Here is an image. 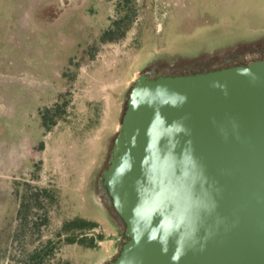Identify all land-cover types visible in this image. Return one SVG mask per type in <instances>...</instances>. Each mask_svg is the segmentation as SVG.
<instances>
[{"label": "rangeland", "instance_id": "1", "mask_svg": "<svg viewBox=\"0 0 264 264\" xmlns=\"http://www.w3.org/2000/svg\"><path fill=\"white\" fill-rule=\"evenodd\" d=\"M34 1L0 0V22L14 24ZM66 1L73 12L53 31L32 39L0 30V84L9 86L0 87V95L4 104L18 101L21 115L19 129L5 126L0 140V264H21L57 235L78 233H84L82 244L61 245L46 264L112 260L123 230L99 210L96 182L147 55L185 44L186 23L205 15L236 21L231 37L264 30V0H128L122 1L130 22L121 24L124 36L114 33L108 38L116 39L102 43L125 15L119 0ZM57 83L61 93L52 99ZM38 108L41 122L26 129V116ZM17 131L26 133L21 138Z\"/></svg>", "mask_w": 264, "mask_h": 264}, {"label": "water", "instance_id": "2", "mask_svg": "<svg viewBox=\"0 0 264 264\" xmlns=\"http://www.w3.org/2000/svg\"><path fill=\"white\" fill-rule=\"evenodd\" d=\"M98 182L123 224L106 264H264V61L138 75Z\"/></svg>", "mask_w": 264, "mask_h": 264}, {"label": "flooded vegetation", "instance_id": "3", "mask_svg": "<svg viewBox=\"0 0 264 264\" xmlns=\"http://www.w3.org/2000/svg\"><path fill=\"white\" fill-rule=\"evenodd\" d=\"M186 18L188 20L192 16L188 15ZM234 23L236 21H224L206 15L197 24L186 23V43L147 55V61L144 63L146 67L139 75L149 78L189 76L264 61V30L253 32L247 29L244 34H249L245 37H231L230 31ZM220 38L221 41H217ZM125 109L126 102L124 111ZM99 177L95 194L100 203L99 210L112 224L123 230V224L113 211L106 191L99 186ZM123 240L122 232V237L118 240L121 245Z\"/></svg>", "mask_w": 264, "mask_h": 264}, {"label": "crops", "instance_id": "4", "mask_svg": "<svg viewBox=\"0 0 264 264\" xmlns=\"http://www.w3.org/2000/svg\"><path fill=\"white\" fill-rule=\"evenodd\" d=\"M61 1L63 0H35L31 6L26 5V7H22L20 15L18 16L19 19H17L14 24L10 23L9 25L0 22V30L7 33H14V31L27 32L32 39L45 31H53L61 17H69L73 12L70 10V5L65 7L62 5ZM11 35H13L12 37L14 38L15 35ZM59 73L61 72L59 71ZM0 87H5V90H7L9 86L8 83H3L0 84ZM60 93V83H57V89L52 92V99L57 98ZM1 96L2 95H0V140H2V131L5 126H9L12 130L19 129L17 122H19V117H21L18 101H12L11 104H4L5 100H2ZM40 111L41 110L38 108L36 111L26 116V120L28 119L29 121L26 124V129H28L30 122L33 120L41 122L38 116ZM25 131L24 133L17 131V135L19 136L21 134L22 138L26 133Z\"/></svg>", "mask_w": 264, "mask_h": 264}, {"label": "trees", "instance_id": "5", "mask_svg": "<svg viewBox=\"0 0 264 264\" xmlns=\"http://www.w3.org/2000/svg\"><path fill=\"white\" fill-rule=\"evenodd\" d=\"M122 1H125L126 3L128 2V0H119L118 3V9H125V6L122 5ZM129 1H136V0H129ZM128 12L126 10L125 15L120 18L117 19L116 21H114L112 23L113 28L105 31L103 33V35L101 36V42L105 43V42H110L113 41L116 38H108L110 35L114 34V33H119L118 38H121L124 36L125 34V29L123 31H120L121 29V24L124 23H130L128 21ZM42 117V124L43 127H45V121L43 119V115H41ZM50 126L46 125V129H49ZM94 228V225L92 227H90L89 229ZM85 229V223H83L80 226V230ZM84 233H78V235H66L65 237H61V235H57L56 239H51L48 240L45 244L41 245L39 248L34 249L31 253H29L25 259L22 261L21 264H46L48 263V261H51V259L56 257L57 251L59 250L60 246L63 244H82L81 243V238H78V236H83ZM101 241V240H99ZM57 264H67L65 262L62 261H58Z\"/></svg>", "mask_w": 264, "mask_h": 264}]
</instances>
